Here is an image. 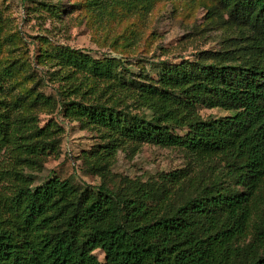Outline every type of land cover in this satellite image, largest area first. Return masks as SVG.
<instances>
[{"label":"trees","instance_id":"1","mask_svg":"<svg viewBox=\"0 0 264 264\" xmlns=\"http://www.w3.org/2000/svg\"><path fill=\"white\" fill-rule=\"evenodd\" d=\"M220 2L264 33V0ZM37 62L47 68L0 59V264H264V56L183 60L155 77L69 46ZM49 81L60 84L55 95L42 90ZM198 106L232 113L204 118ZM36 109L105 135L101 150L85 154L99 185L53 176L32 188L26 170L58 155L64 130L52 118L41 125ZM126 143L181 148L211 171L187 166L110 187L107 165Z\"/></svg>","mask_w":264,"mask_h":264},{"label":"rangeland","instance_id":"2","mask_svg":"<svg viewBox=\"0 0 264 264\" xmlns=\"http://www.w3.org/2000/svg\"><path fill=\"white\" fill-rule=\"evenodd\" d=\"M59 46L84 49L98 59H122L131 71L155 77L166 65L183 60L237 63L264 56V33L252 23L233 19L220 0H0V59L17 58L28 71L32 66L46 69L38 57ZM15 71V78L23 81L24 71ZM58 85L49 81L42 90L55 95ZM21 87L29 88L30 83ZM197 111L204 118L232 113L204 106ZM35 112L41 125L52 118L64 130L58 155L48 157L40 171L26 170L32 188L53 176L99 185L102 177L91 167L94 159L85 154L101 150L105 135L55 110ZM187 166L195 173L211 171L181 148L126 143L117 147L105 180L110 187L124 176L154 182L161 173ZM222 185L241 190L225 176ZM94 254L103 260L100 250Z\"/></svg>","mask_w":264,"mask_h":264}]
</instances>
